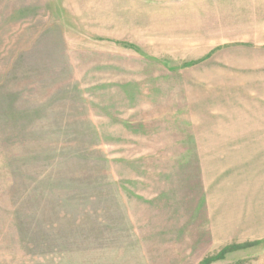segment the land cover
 <instances>
[{
    "label": "rangeland",
    "instance_id": "374dc122",
    "mask_svg": "<svg viewBox=\"0 0 264 264\" xmlns=\"http://www.w3.org/2000/svg\"><path fill=\"white\" fill-rule=\"evenodd\" d=\"M0 264H264V0H0Z\"/></svg>",
    "mask_w": 264,
    "mask_h": 264
},
{
    "label": "trees",
    "instance_id": "16d2710c",
    "mask_svg": "<svg viewBox=\"0 0 264 264\" xmlns=\"http://www.w3.org/2000/svg\"><path fill=\"white\" fill-rule=\"evenodd\" d=\"M164 63H166L167 61H163ZM190 62H188V63H185L184 65H187V64H189ZM170 68V67H169ZM171 69V68H170Z\"/></svg>",
    "mask_w": 264,
    "mask_h": 264
}]
</instances>
